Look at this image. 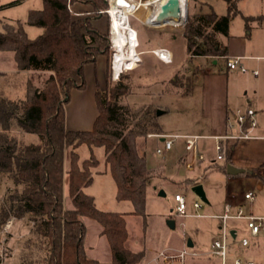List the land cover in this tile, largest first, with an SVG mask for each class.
Listing matches in <instances>:
<instances>
[{"label":"trees","instance_id":"trees-1","mask_svg":"<svg viewBox=\"0 0 264 264\" xmlns=\"http://www.w3.org/2000/svg\"><path fill=\"white\" fill-rule=\"evenodd\" d=\"M74 1L42 0L41 8L28 10L26 22L42 28L33 38L19 21H0V51L12 52L14 68L49 72L41 86L29 79L21 98L0 95V227L9 219L27 218L31 222L17 255L18 264H99L87 255L84 245L81 217H89L101 225L100 234L108 243L111 264H137L145 251L128 247L125 216H141L145 230V193L152 174L146 165L144 147L148 133L162 131L159 114L154 106L126 101L132 85L122 80L121 72L113 82L107 75L104 89L96 82L98 113L91 129L66 127L64 104L73 88L85 87V64L94 63L99 55L109 59L111 52L107 31L98 30L90 17L72 16L67 5ZM83 1L95 10L107 8L106 0ZM227 3L222 15L213 10L189 13L183 25L189 54L227 56L226 45L216 38L218 33L228 35L230 20L238 12L234 0ZM253 19L245 16V25L248 27ZM195 37H202L203 44H195ZM168 82L176 87L182 85L176 75ZM13 126L34 135V140L26 141L14 134ZM81 145L88 148L87 157H80L76 151ZM96 148L103 149V164L115 183V197L130 201L131 211L99 209L93 196L84 192L83 188L93 180V168L99 164ZM223 149L225 163L212 162L206 168L227 175L230 154L226 147ZM65 173L66 194L72 207L64 204Z\"/></svg>","mask_w":264,"mask_h":264},{"label":"rangeland","instance_id":"rangeland-1","mask_svg":"<svg viewBox=\"0 0 264 264\" xmlns=\"http://www.w3.org/2000/svg\"><path fill=\"white\" fill-rule=\"evenodd\" d=\"M234 2L238 12L230 20L228 33L231 35V39L235 40L237 47L239 46L238 38L241 37L246 40L245 55H262V59H247L248 63L241 60L247 69L246 72L226 71L225 57L207 55L203 59L187 52L183 25L187 22L189 13L203 14L213 10L218 15L225 14L228 6L227 0H182V21L175 25H156L151 22H144L143 25L140 20L143 21L144 16L150 10V6L149 4L141 5L135 11L136 14L132 17L129 16L128 19L129 25L137 32L139 41L136 48L137 52H142L140 53L141 60L134 69L122 71L124 74L122 80L129 81L132 85V91L126 96V101L134 105H151L160 111L166 110L157 116L158 122L161 127L164 126L165 131L193 128L202 123L200 116L202 75L200 72L205 67L209 70L220 71L226 76L227 105L232 111L237 108L245 109L248 106L247 99H252L251 107L255 106L256 101L264 102V0H234ZM30 7L41 8L42 0H23L19 5H8L1 10V13L7 17H19V22L24 25L27 35L33 38L42 32V28L26 23L25 11ZM92 12H96V10L94 9ZM247 15L259 16V20H251L247 27L244 20ZM103 16L107 21L106 31L108 32L109 18L107 15ZM194 40L195 44H203L202 37H195ZM155 47L170 49L172 61L163 64L158 62L152 53L144 52ZM111 55L112 51L109 59L107 56L106 76L109 75L110 81L113 82L117 79H112ZM210 59H217V63L213 64ZM9 63L2 64L4 70L8 71ZM252 70H256L258 75L254 76ZM36 72L49 74L47 71H35L31 77L35 84H37V80H39L38 84L42 81V77L36 79ZM175 75L178 80L182 79L181 86L176 87L169 84V79ZM23 83V81H19L16 87L0 83V91L11 98L23 97ZM99 86L104 89L106 79L102 80ZM15 128V126L12 127V132L20 137L21 135L16 133ZM164 129L162 127V130ZM231 130L236 134V129L232 128ZM168 133L172 132L169 131ZM259 134V131L255 133L256 136ZM217 142L218 139L201 134L197 141V149L203 158L196 159L192 168H186L185 162L192 158V152L185 149L182 137L175 138L169 150L157 154L155 148L162 146L161 140L156 136H147L144 153L147 168L152 176L145 193L146 227L144 230L141 216L126 214V228L129 234L128 247L134 250L138 246H147L155 250L167 245L172 247L186 245V241L190 239L193 243L189 247L191 250L207 251L213 239L222 237V230L219 227L222 221L216 216L222 213L223 204L229 195L240 198L239 203L244 214L252 213L264 216V184L260 182L264 181V162L259 163V159L264 158V140L248 138L235 141L237 144L233 150L232 160L229 144L234 142L222 145L224 149L227 148L226 153L230 154L226 164L232 163L237 167L250 168L249 176L244 173L230 176L219 170L204 167L209 166L212 162L215 164L225 163L223 151L221 158H217L218 151L215 148ZM139 149H143V139L140 140ZM76 151L82 158L89 154L85 145L79 146ZM95 155L99 159V164L93 168V180L83 188L84 192L93 196L99 209L119 212L131 211L130 201L118 200L115 197V183L103 164V149L96 148ZM247 163L252 164L250 166ZM64 180L67 182L66 173ZM196 184L202 186L207 199L206 202L201 200L192 190ZM245 189L254 191L255 198L252 202L243 198L242 191ZM64 192L65 206L72 207L66 194V188ZM176 193L183 195L185 200L186 213L183 216L176 214V202L174 200ZM2 194L3 190H0V197ZM195 201L201 205L199 208L193 206ZM168 219L174 221V228L167 225ZM9 220H13V223L6 226L5 222L0 227V264H18L17 255L21 243L31 226V222L27 218ZM81 221L85 226L84 245L87 255L96 259L99 264H111L108 243L106 238L100 234L101 225L96 220L85 216L81 217ZM226 225L228 229L231 226L237 228L238 233L234 237L229 235L226 237L228 247L225 264H232L235 258L251 260L254 264H264L263 233L261 232L256 238H252L245 221L243 223L241 218H229ZM243 235L249 241L246 247H242L239 243ZM153 250L145 251L144 256L137 264H143L151 256ZM189 260L196 261L193 264H197L200 260L201 262L204 261L205 257L201 255L192 259L189 258ZM188 264H192V262L188 261ZM208 264L218 263L216 259L212 258Z\"/></svg>","mask_w":264,"mask_h":264},{"label":"crops","instance_id":"crops-1","mask_svg":"<svg viewBox=\"0 0 264 264\" xmlns=\"http://www.w3.org/2000/svg\"><path fill=\"white\" fill-rule=\"evenodd\" d=\"M12 1H14V0H0V21L6 22V23H16L17 21H20L19 17H14V18L13 17H7L6 15H3L1 13V10H3L5 7H7L8 3L12 2ZM22 1L23 0H20L18 3L12 4L10 6L19 5ZM70 7H71L72 16H74V17H85V16L90 17L91 23L98 30H100L101 32H106L107 21H105L103 14H99L98 16H94L92 14V11L94 9L92 8V6L89 3H86L83 0H75L70 5ZM30 9H39V8H33V7L28 8L27 11H25V21H26V17H27V12ZM247 16H253L254 19L259 20V16H257V17L254 15H247ZM258 23H260V22L258 21ZM23 27H24V25H23ZM216 36H217L216 38L220 42H222L223 44L226 45L227 56H240L241 60H244L243 61L244 63H248L247 59H252V58L262 59V57H263L262 55H245L244 51L247 48V43H246V40H244L241 37L237 39L238 44H239V46L237 47L235 40L231 39V35L229 33L227 36L223 35L221 33L216 34ZM227 40H228V42H227ZM164 48L168 49L167 47H164ZM151 49H153V48L147 49L144 52L151 53ZM168 50L171 53V50L170 49H168ZM206 56L207 55H196L195 57L205 59ZM153 57L158 62H161L163 64H167V63L159 60L154 55H153ZM171 57H172V53H171ZM210 61L213 64L217 63V59H210ZM6 62H10L9 63L10 67H9L8 71L4 70L3 65H2ZM106 64H107V56L106 55H99V56H97L96 61L94 63L85 64V66H84V78H85V82H86L85 87L83 89L73 88L70 92L69 100L64 104L65 124H66V127L68 129H84V130L91 129L93 122H94V119L98 113L97 106L95 103L96 82L100 85L102 80L106 79ZM202 69L203 70L200 72L202 75V79H201L202 99L200 101V116L202 118V123L193 127V128H186L184 130H177V131H175L176 129L169 130L172 133H168L169 131H165L164 126H162L164 130H162L163 132H161V134H177V135L196 134L199 136L201 134H204V135H208V136L215 138L218 136L222 137L228 133H233L231 130L232 128L229 127V123L234 121L235 110L232 111L227 105L228 104L227 103L228 92L226 90V88H227L226 76L224 74H222L220 71H216L214 69L209 70L208 68L206 69L205 67ZM228 70L229 69H227V67H226V71H228ZM34 73H35V71H31V70H16L14 68V61H13L12 52L0 51V83L10 84L12 87H16L17 83L19 81H23L24 82L23 83L24 84V93H25L26 82L29 79H31V77L34 75ZM36 73H37L35 75L36 79H40L42 77L41 78L42 81L40 82V84H38L39 80H37V82H36L38 84V86H40V85H42L44 79L47 77L48 74H39L40 72H36ZM257 75H258V72L254 76H257ZM0 95L9 97V95L8 96L4 95V93L2 91H0ZM9 98H11V97H9ZM16 98H21V97H16ZM246 101L248 103L247 107H251L252 99L251 100L247 99ZM251 108H253L255 110V116L257 119V123H258L257 127L255 129V133H257L259 131L260 132L259 136H263L264 135V102L260 103V101H256L255 106L251 107ZM165 111L166 110H164V111L162 110L161 113L165 112ZM15 131H16V133H19V135H21L20 137L24 138L26 141H32L35 138L34 135L23 133L17 127L15 128ZM260 139H262V138H260ZM220 141H222L223 144L228 143V142H235L233 140L223 139V138H221ZM236 144L237 143H234L233 146L229 147V149L232 151L231 152V160H232L233 150H234ZM229 158H230V156H229ZM262 162H264V158L259 159V163H262ZM227 164H232V163H227ZM247 164L251 166L252 163H247ZM68 165H69V160H68V157L66 155L65 162H64L65 169L68 168ZM204 167H207V166H204ZM241 168H243V167H241ZM244 169H245V171L242 173L247 174L249 176L248 173H250L251 169L248 167H244ZM238 174H240V173H238ZM235 175H237V174H235ZM230 176H232V175H230ZM260 182L262 184H264L262 181H260ZM64 188L67 189V182L66 181L64 183ZM249 190L253 191L252 189H245L242 191V195L244 194L245 191H249ZM253 193H254V191H253ZM243 198H244V196H243ZM254 198H255V193H254ZM246 200L252 202L254 199L253 200L246 199ZM239 202H240V198L234 197L233 195H229L226 197L223 206L226 203L230 204L232 207L231 208L232 212H234L237 206H241V204ZM222 211H223V209H222ZM258 216H260V215H258ZM242 220L244 223L245 219H242ZM12 223H13V220H11V224ZM245 225H246V222H245ZM174 226H175V223H174ZM239 229H242V228H239ZM229 230L231 232L229 236L234 237L235 234L238 233L237 228H235L233 226H231L229 228ZM261 232L264 235V224L259 228L257 235H255V236H253L251 234L250 235L252 238L253 237L256 238L259 235V233H261ZM181 246H178V247L175 246V248H179ZM209 246H210V244H209ZM170 247H172V246H170ZM160 248H162V247H160ZM139 249H143L144 251L153 250L147 246H138V247L134 248V250H139ZM207 251H200V252L198 251L200 253L199 256L202 255L203 257H205V260L202 262L200 260V261H198L197 264H208V261L212 258L216 259L218 264H221L219 257L208 255ZM188 261H191L192 264L194 262H196V261L193 262V260H189V258H188L186 261V264H188Z\"/></svg>","mask_w":264,"mask_h":264},{"label":"built area","instance_id":"built-area-1","mask_svg":"<svg viewBox=\"0 0 264 264\" xmlns=\"http://www.w3.org/2000/svg\"><path fill=\"white\" fill-rule=\"evenodd\" d=\"M107 1V8L105 9H98L96 12L97 14H105L109 18V25H108V43L109 48L112 51L111 55V62H110V68H111V75L112 79L116 80L119 77V74L123 70H132L134 69L137 64L140 62V52H137V56L134 59L135 67L134 68H127L124 65H122L120 71L118 73H115L114 71V54L116 52V48L114 47V44L112 42V32H111V13L110 9L112 6V0H106ZM129 2L134 8L133 10L137 9V3L136 0H126ZM68 9L71 11L70 2L68 3ZM118 7H121L118 5ZM134 14H131L130 17H132ZM129 16L127 17V23ZM140 20V19H138ZM142 24H145L142 20H140ZM139 43L137 44L136 48L138 47ZM167 52V53H166ZM151 53L157 57L159 60L169 63L172 60L171 53L168 49L164 47H156L151 49ZM226 60V67L229 70H239L241 72H246V67L241 62L240 56H225ZM252 73L254 75L257 74L256 70H252ZM257 119L255 116V110L251 107H246L245 109H236L234 112V121L229 123L230 128H235L237 130L235 133H228L225 134L222 137H215L218 139V142L215 145L216 150L218 151L217 158H221V150L222 145L220 142V139H230L233 141H238L239 139H248V138H262L263 136H256L255 135V129L257 127ZM148 137L150 136H156L159 137V139L162 142L161 147H156L155 152L157 154H162L163 151L169 150L173 144V141L177 137H182L184 139V146L185 149L192 152V158L185 162L186 168H192L194 165V162L196 159H202L203 156L200 152H198L197 149V141L199 138V135L191 134V135H177V134H161V133H148ZM244 198L253 200L254 199V193L253 191H245L243 194ZM174 200L176 202L175 210L176 214L178 216H183L185 212V200L183 195L176 193L174 194ZM193 206L195 208H199L201 205L195 201L193 203ZM231 205L226 203L223 206L222 214L217 216L221 221L222 224L220 225V228L222 230V237L220 239L215 238L211 241L209 249L207 251L208 255L219 257L221 264H225V256L227 252L228 244L226 243V237L230 235V230L227 228L226 222L229 218H242L245 219L246 227L249 229V232L251 235L255 236L258 234L259 228L264 224V216H258L254 215L252 213L244 214L243 209L241 206H237L235 211L232 212ZM11 220L6 221V226L10 225ZM240 245L242 247H246L249 244V241L246 236L241 237L239 241ZM190 246L183 245L182 247L175 248V247H162L153 250L151 256L145 260L143 264H186V261L188 258L197 257L200 255V253L196 250H191L189 248ZM232 264H254L251 260H243L241 258H235L232 262Z\"/></svg>","mask_w":264,"mask_h":264},{"label":"bare ground","instance_id":"bare-ground-1","mask_svg":"<svg viewBox=\"0 0 264 264\" xmlns=\"http://www.w3.org/2000/svg\"><path fill=\"white\" fill-rule=\"evenodd\" d=\"M111 13V32L112 42L116 48L114 54V71L118 73L124 65L127 68H134V59L137 56L136 46L139 43L137 32L127 23V17L136 14L135 11L141 5L150 6L149 12L144 16L143 22H151L156 25L170 24L175 25L182 21V0H178L179 11L177 16L159 18L162 3L165 0H136L137 9L126 0H112ZM120 5L121 7H118ZM167 53V52H166Z\"/></svg>","mask_w":264,"mask_h":264},{"label":"water","instance_id":"water-1","mask_svg":"<svg viewBox=\"0 0 264 264\" xmlns=\"http://www.w3.org/2000/svg\"><path fill=\"white\" fill-rule=\"evenodd\" d=\"M178 11H179L178 0H165L161 5L160 12H159V18L163 19V18H167L170 16H177ZM160 113H161V111L157 110V114H160ZM244 171H245L244 168L236 167L233 164H227L226 165V173L227 174L235 175L238 173H242ZM192 190L194 191V193L196 195H198L201 198V200H203L204 202L207 201L204 190L200 184L194 185L192 187ZM167 225L170 228H174V221L172 219H168ZM186 244H187V246L192 245L190 239L187 240Z\"/></svg>","mask_w":264,"mask_h":264}]
</instances>
